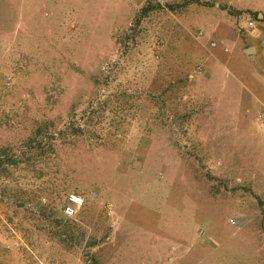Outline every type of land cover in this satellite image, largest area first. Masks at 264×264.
Returning a JSON list of instances; mask_svg holds the SVG:
<instances>
[{"label": "rangeland", "instance_id": "rangeland-1", "mask_svg": "<svg viewBox=\"0 0 264 264\" xmlns=\"http://www.w3.org/2000/svg\"><path fill=\"white\" fill-rule=\"evenodd\" d=\"M262 18L0 0V264H264V61H226Z\"/></svg>", "mask_w": 264, "mask_h": 264}, {"label": "crops", "instance_id": "crops-1", "mask_svg": "<svg viewBox=\"0 0 264 264\" xmlns=\"http://www.w3.org/2000/svg\"><path fill=\"white\" fill-rule=\"evenodd\" d=\"M229 53L226 61H264V40L256 41L247 47L236 44ZM261 82L264 84V79H259V84Z\"/></svg>", "mask_w": 264, "mask_h": 264}, {"label": "built area", "instance_id": "built-area-1", "mask_svg": "<svg viewBox=\"0 0 264 264\" xmlns=\"http://www.w3.org/2000/svg\"><path fill=\"white\" fill-rule=\"evenodd\" d=\"M250 27L253 26V22H249ZM84 206V198L76 193H70L66 196L65 205L62 207V214L65 217L72 218L82 209Z\"/></svg>", "mask_w": 264, "mask_h": 264}, {"label": "trees", "instance_id": "trees-1", "mask_svg": "<svg viewBox=\"0 0 264 264\" xmlns=\"http://www.w3.org/2000/svg\"><path fill=\"white\" fill-rule=\"evenodd\" d=\"M261 21L264 22V18H262Z\"/></svg>", "mask_w": 264, "mask_h": 264}]
</instances>
